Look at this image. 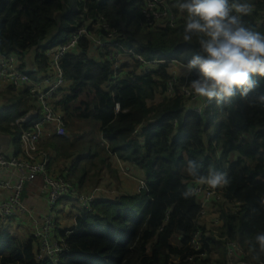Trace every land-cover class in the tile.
I'll return each instance as SVG.
<instances>
[{"label": "trees", "instance_id": "16d2710c", "mask_svg": "<svg viewBox=\"0 0 264 264\" xmlns=\"http://www.w3.org/2000/svg\"><path fill=\"white\" fill-rule=\"evenodd\" d=\"M247 2L254 7L244 21L262 32L257 18L264 0ZM143 3L0 0V53L23 56L33 49L37 70L46 69L48 49L65 43L87 17L100 15L118 30L125 46L144 59L165 60L143 74L138 72L137 60L125 61L121 77L110 83L109 62L93 58L85 38L61 57L67 85L54 105L63 113L67 127L75 126L78 118L89 121L94 133L90 132V138L55 136L50 140L58 157L74 155L67 172L58 174L88 190L97 186L100 169L107 166V154L112 153L142 170L144 186L134 193L104 195L101 190L89 209L82 208L74 225L58 228L60 234L70 232L66 237L68 251L57 262L37 260L34 235L19 237L6 222H0V264H224L226 239L250 250L246 259L260 253L256 236L264 233V105L255 97L264 92V79L256 77L260 87L247 99L238 96L224 106L207 103L202 115L186 109L181 96H165V82L171 77L168 64L171 60L186 64L198 51V39H183L186 13L175 26L145 29L141 22ZM169 4L173 12H180L174 6L176 0ZM84 7L87 11L83 13ZM27 72L33 76V71ZM195 76L194 72L188 79ZM86 89L92 91L88 107H74ZM23 93L0 108V124L13 134L14 154L20 152L21 128H28L38 118L23 122L21 127L10 124L30 108ZM115 102L120 107L117 112ZM137 126L140 132L135 134ZM77 139H81L80 145ZM188 160L201 164L200 175L222 172L229 181L221 186L225 191L218 205L221 223L201 225V247L206 256L193 260H185L191 251L183 255L180 247L189 240L199 212L195 197L182 195L197 180L187 173ZM88 184L89 188H83ZM28 186L32 191L37 188ZM233 201H239L236 209Z\"/></svg>", "mask_w": 264, "mask_h": 264}, {"label": "built area", "instance_id": "2783aa9c", "mask_svg": "<svg viewBox=\"0 0 264 264\" xmlns=\"http://www.w3.org/2000/svg\"><path fill=\"white\" fill-rule=\"evenodd\" d=\"M85 2L86 0H81ZM170 0H144L142 6L141 22L145 29H154L159 26H175L181 18V12H173L169 4ZM87 9L83 8V13ZM258 24L264 32V8L259 12ZM85 38L90 46L89 54L96 59L103 58L110 64L112 73L110 83H114L122 75L121 65L125 62L137 60L140 63L138 72L146 73L154 69L158 64L165 62L164 59H144L140 54L125 46L120 40V34L115 27L109 25L103 16H90L82 21L68 40L60 45L48 49L45 55L48 65L43 70L40 78L31 77L27 71L17 65L16 60L20 58L18 53H0V80L7 83L11 90L18 92L25 89L26 96L32 100L38 109V118L33 120L28 128H21L20 152L10 155L0 154V166L5 168L9 177L0 174V189L6 192V196L0 200V222H7L21 214H29L25 206L22 193L28 182L40 181L46 193L47 211L32 216L36 240L35 258L37 260H49L57 262L64 252H67L66 237L70 231L64 234L58 233V220L54 212L56 205L66 196H74L84 209H89L97 194L102 190L100 186H94L88 190L80 189L75 183L66 178L65 175L54 174L47 170L48 157L41 149L40 143L45 138L55 134L66 136V125L63 113L55 107L53 96L61 88L65 87L66 79L60 66L61 57L76 47L79 40ZM124 58V59H123ZM184 64L178 60H171L168 64L170 78L165 82L164 95L182 97L183 106L203 114L207 102L195 96L190 87V79L185 78L181 72ZM183 78V80H180ZM195 78V77H193ZM119 104L115 102L114 111L119 110ZM202 109V111H200ZM29 116L17 118L11 125L21 127V124ZM29 120V119H28ZM140 130L136 128L135 134ZM144 186V180H139V189ZM189 187L196 191L191 195L199 204V212L195 225L189 234V240L182 253L191 251L185 260L203 258L206 256L202 250L201 225H219L221 223L218 205L222 202L225 191L221 187L210 188L207 184H200L193 180ZM234 209L239 201L231 202ZM80 215L77 214L76 217ZM75 217V218H76ZM226 257L224 264H264V252L255 254L252 259L245 256L250 250L244 251L237 241L226 239Z\"/></svg>", "mask_w": 264, "mask_h": 264}, {"label": "clouds", "instance_id": "9594fccd", "mask_svg": "<svg viewBox=\"0 0 264 264\" xmlns=\"http://www.w3.org/2000/svg\"><path fill=\"white\" fill-rule=\"evenodd\" d=\"M187 19L183 39H198V51L181 68L195 96L218 106L232 103L239 96L247 99L260 87L264 79V32L246 25L244 17L253 11L247 0H176L174 5ZM255 101L264 105V92ZM202 111V109L200 110ZM201 164L187 161V173L198 183L216 189L229 183L225 173L200 175ZM196 189L189 187L182 193L188 197ZM259 250L264 252V233L256 236Z\"/></svg>", "mask_w": 264, "mask_h": 264}, {"label": "crops", "instance_id": "0c3cea01", "mask_svg": "<svg viewBox=\"0 0 264 264\" xmlns=\"http://www.w3.org/2000/svg\"><path fill=\"white\" fill-rule=\"evenodd\" d=\"M124 59V58H123ZM33 55L24 54L20 55V58L16 60L17 65L20 69L25 71H33L32 78H40L43 75V70H37L33 64ZM67 85V83H66ZM26 88H22L18 92H15L10 89L7 83L3 80H0V108L6 105L11 104L12 98L19 96L21 93L25 92ZM64 88L59 89L53 96V101L63 93ZM20 92V93H19ZM25 95V93H23ZM80 94H88L92 95V91L86 89L85 91H81ZM79 95V93L77 94ZM27 97V96H26ZM83 100L79 95V100ZM90 99V97H89ZM88 99V100H89ZM77 101L76 105L73 104L74 107L82 106L83 104L80 101ZM159 98L154 100V102L158 101ZM27 104L30 106L28 111L23 116H29L28 119H31L35 116H38V109L32 102V100L28 99ZM1 113V112H0ZM22 117V116H21ZM27 119V120H28ZM65 119V118H64ZM33 121V120H32ZM77 121V120H76ZM1 122V116H0ZM78 122V121H77ZM11 124V123H10ZM66 129L67 124L65 121ZM139 129L140 126H137ZM67 131V130H66ZM79 131H75L74 135L78 136ZM98 133H96L97 138ZM58 135H51L40 143L41 149L45 151L48 156V165L47 170L54 174H58V171L67 172L68 167H70L72 161L74 160V155L72 157H68L66 159L62 157H58L56 152L51 148L49 142L50 140ZM63 138H71L69 132L67 131L66 136H61ZM13 152V134L11 129H7L0 124V154L10 155ZM236 156V154H234ZM106 167H102L100 169L99 182L100 184H96L102 188V192L104 195L116 194V193H125V192H138L139 191V180H144L142 170L136 167L132 161L126 160L122 161L117 158L114 154H107ZM109 166V168H108ZM94 169L89 171V174L92 173ZM6 171L5 168L0 166V174L6 177H9L10 174ZM74 183V182H73ZM27 184V183H26ZM25 184V195L22 196L24 200L25 206L29 209V214H21L18 217L11 219L5 223L8 226V229L16 234L19 237H27L30 234H33L34 227L32 216L41 214L42 212L47 211V200L46 193L43 190V186L40 181L36 180L34 182H28L31 186L37 185L35 191H32L29 188L28 184ZM90 184L85 185L83 188H89ZM106 186V187H104ZM101 193V192H100ZM98 193V195L100 194ZM6 196V192L0 189V200ZM82 211V206L78 203L74 196L64 198L61 200L56 207L54 208V212L57 216L59 228H67L75 224L76 215L80 214ZM69 219V220H68ZM65 220H68V223L65 224Z\"/></svg>", "mask_w": 264, "mask_h": 264}, {"label": "rangeland", "instance_id": "374dc122", "mask_svg": "<svg viewBox=\"0 0 264 264\" xmlns=\"http://www.w3.org/2000/svg\"><path fill=\"white\" fill-rule=\"evenodd\" d=\"M33 49H30L28 52H26V54L27 55H30V56H32L33 55ZM80 97L81 98H84L83 100H81V103L83 104L82 106H81V108L82 109H86L87 107H88V99H89V97H91L90 95H88V94H80ZM79 100V101H80ZM78 121V122H77ZM77 121H76V125L75 126H73V125H69V127H67V131L69 132V135H70V137L71 138H69V139H72L73 137L74 138H78V136L79 135H82V136H85L86 138H90V135H91V133H94V131H93V127H92V124L89 122V121H84V120H82V119H78L77 118ZM75 131H79V133L80 134H78V136H76L75 137V135H74V132ZM91 132V133H90ZM78 141H76V143L78 144V145H80L81 144V139H77ZM93 143H94V141H93ZM95 184H100V183H95ZM104 187H106V186H104ZM107 188V187H106ZM69 220V219H68ZM68 220H65V224H67L68 223Z\"/></svg>", "mask_w": 264, "mask_h": 264}]
</instances>
